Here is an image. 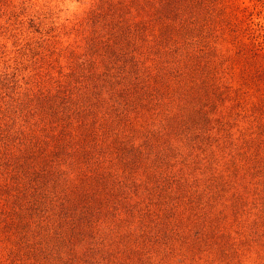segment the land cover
Here are the masks:
<instances>
[{"label": "rangeland", "instance_id": "1", "mask_svg": "<svg viewBox=\"0 0 264 264\" xmlns=\"http://www.w3.org/2000/svg\"><path fill=\"white\" fill-rule=\"evenodd\" d=\"M133 3L0 0V264H264V95L225 74L216 105L176 101L193 112L169 136L144 47L155 38ZM177 9L168 21L206 72L230 73L242 43H264V0ZM134 60L150 74L129 84L137 101L122 82L119 99L103 96V65L116 76ZM190 68L174 88L207 85ZM119 102L125 116L101 114ZM155 118L156 138L131 129Z\"/></svg>", "mask_w": 264, "mask_h": 264}, {"label": "trees", "instance_id": "2", "mask_svg": "<svg viewBox=\"0 0 264 264\" xmlns=\"http://www.w3.org/2000/svg\"><path fill=\"white\" fill-rule=\"evenodd\" d=\"M187 1L188 0H134L133 3L135 9H137L134 12L135 15L143 19L140 20L143 23V29H145L147 33L149 32L151 36H154L156 43L158 42V44H148L144 47H148L149 51L147 55L149 56V60L152 62L151 65L154 67L155 71H159V75L161 77L159 80V86L162 92L160 101H165L163 108L164 115H157L162 116L161 119L163 126L160 129H167L166 133L169 134V136H172L174 134V130L178 126L182 125L183 128H186L188 125H186V122L191 117V114L193 112V109H191L187 105V107L182 109L181 113H179L178 111H176V107L178 106L176 101L181 102L182 98H187L189 96L191 97V99H194L193 97H195L196 100V97L201 96L203 98L208 97L212 99V104L216 105L217 100H222V98L227 96V94H225V92L223 91L225 85L224 83H222L221 79L224 78L225 74V79L230 78L231 80H234L235 76L238 77V80L244 87V91L242 90L240 95H249L246 92L252 95H256L259 94V90H261V94L259 95H264V90L262 87L264 85V60H262V58H264V43L262 42L242 43L240 45L241 50H244L245 48L249 49V47L250 49L245 53L244 56H242V59L239 55L240 60H237V58L239 57H233L234 64L229 69L230 73L223 70L222 76H220L219 70L214 67H209L208 71L206 72V70H204L202 66H198L197 64L194 65V63L191 62L192 57L195 55L194 51L196 47L192 48L191 45L189 46L187 42L188 40H185L187 37L179 36L177 30L175 31L173 24L168 21V17L170 16V14L178 12L177 8H182L184 10L185 2ZM193 1L201 2V0ZM213 5L215 4L213 3ZM197 7L199 9L201 8L199 5H197ZM168 9L170 13L168 12ZM166 10L168 12L167 14L165 13ZM130 40L131 49L144 48H141L142 38L138 35L132 36ZM154 47L159 48V50L156 49V51H154L153 49H151L153 50V52H151L150 48ZM160 47H162L164 52H166L165 55H162V52H160L161 55L159 54L158 51H161ZM197 52L199 51L197 50ZM188 59L191 67L189 69L191 71V74L188 79H206L207 85L204 81L202 84L197 83L195 87L194 81H190L188 83L183 82L174 88V80H182V77L180 76H182L184 70L189 64ZM162 60L165 66L159 67V63L162 62ZM99 62L103 63L100 60ZM130 63L132 64L128 65V68L123 69L121 73L116 76L111 74L110 67L103 65L100 73H98L99 75L101 74V78L99 79V81H103V83L107 86L106 87L104 84H102V86H104V91L101 92L103 93V96L106 94H108L109 96L113 94L117 99H119L121 95L118 94V92L116 91L117 89L114 88L115 83L118 84V82H122L126 84L127 86L125 87L124 92L127 93L129 90V84H134L136 78H138V80H144L149 77L150 74L147 70V66L141 69L136 60ZM257 63H260V66H258ZM84 77V75H80V78H78L77 81ZM142 87L144 88V86ZM97 90H99V88H97ZM128 93L129 102L137 101V98H139V92L136 87L134 88V91L129 90ZM123 103H111L112 105L101 103L103 104L102 106H100V108L102 109L101 114H108L111 111L114 113L116 112L118 107L120 108L124 105ZM100 108L98 109V111L100 110ZM105 110L111 111L107 112ZM194 111L197 113L201 110L196 105ZM119 112H121L122 116H125V114H123V112H125L124 108H120L116 113ZM156 119L157 118L153 119V124L150 125L142 123L140 125V122H138L134 126H132L131 129L133 130V132H136L137 135H140L145 131L151 137L156 138V136L158 135L156 130H160L157 128V126H155L156 124H158V122H156ZM149 135H147V137Z\"/></svg>", "mask_w": 264, "mask_h": 264}]
</instances>
